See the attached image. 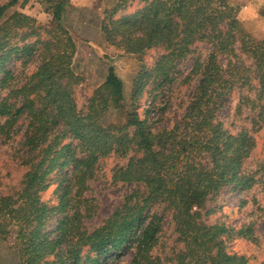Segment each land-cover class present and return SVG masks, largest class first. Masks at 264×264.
Here are the masks:
<instances>
[{
    "label": "trees",
    "instance_id": "trees-1",
    "mask_svg": "<svg viewBox=\"0 0 264 264\" xmlns=\"http://www.w3.org/2000/svg\"><path fill=\"white\" fill-rule=\"evenodd\" d=\"M69 1H53L54 26L46 29L45 42H37L41 63L21 86L9 84L11 71L5 70V63L13 53L36 54L37 45L10 46L12 32L33 20L16 12L0 26L1 84L9 90L0 102V118L5 119L0 137L18 133L16 124L24 117V146L40 155L27 162L20 192L0 196V237L7 239L15 228L18 264H107L128 251L133 252L129 264H160L155 251L160 250L169 213L182 246L173 252V263L248 264L244 256L228 251L226 239L237 233L253 240L251 229L207 225L201 209L226 187L247 190L253 185V176L243 167L254 139L244 131L231 134L217 114L237 85L256 82L259 105L252 109L258 111L256 123L264 126V39L255 40L244 31L229 0H142L143 7L128 15L123 13L132 0H117L104 12L105 41L137 55L142 63L150 50L163 54L151 69L142 65L133 80L131 110H126L124 82L113 66L81 110L74 88L81 81L73 69L77 46L62 23ZM19 2L0 6V21ZM199 42L206 43L210 53L197 58L185 78L190 82L198 77L199 82L184 115L172 128H156L150 118L154 102L174 84L178 64ZM149 85L150 102L142 118L139 103ZM249 102L247 97L241 100ZM111 109L124 110L126 122L107 123ZM113 153L130 156L114 181L143 188L126 196L109 219L89 231L81 197L99 160ZM60 178L57 204L43 201L52 180Z\"/></svg>",
    "mask_w": 264,
    "mask_h": 264
},
{
    "label": "rangeland",
    "instance_id": "rangeland-1",
    "mask_svg": "<svg viewBox=\"0 0 264 264\" xmlns=\"http://www.w3.org/2000/svg\"><path fill=\"white\" fill-rule=\"evenodd\" d=\"M10 0H0V6ZM54 0H20L19 4L10 9L0 26L19 12L31 18L28 26L19 32H12L10 46L21 47L37 45L36 54L32 57L13 53L5 63V70L11 71L10 85L21 86L26 79L37 69L41 60L39 54L42 46L37 42H45L48 38L47 28L53 25ZM117 0H70L63 15V25L73 35L77 52L73 69L80 76L81 81L75 88V98L79 109H84L93 91L106 80L110 66L115 68L117 75L123 80L125 88L126 110H131V93L133 80L142 65L151 69L160 59L163 51L150 50L143 58V63L134 54H127L109 45L102 32L104 12L113 8ZM230 4L238 9V18L244 31L255 40L264 39V0H229ZM143 7L142 0H132L127 4L123 14H133ZM33 34L25 37L24 34ZM26 38V39H25ZM193 53L178 64L176 81L163 95L154 102L151 120H156V128H172L178 123L191 100L192 94L198 85L199 78L186 82L185 78L191 73L194 61L201 57L205 59L210 53V47L203 42L193 47ZM245 64L250 66L251 61L243 56ZM220 62L226 65L227 61L221 57ZM4 72H0V102L9 95V90L2 87L1 81ZM8 84V86H9ZM257 83L244 86L239 84L230 95L227 104L219 110L218 120L231 134L236 135L241 131L248 133L255 141L254 148L246 159L244 172L253 176V185L250 189L240 190L229 186L217 195L209 198L201 209L203 222L207 225L224 224L233 231L251 229L254 239H247L235 233L226 239L228 251L244 256L248 264H264V126L256 123L258 102ZM149 85L139 103V114L144 118V111L149 105ZM250 98V102L241 103L242 98ZM261 104H264V96ZM166 106V107H165ZM165 108V109H164ZM124 110L111 109L105 118L107 123L124 124ZM0 118V123H4ZM27 120L22 117L15 129L8 137H0V196H15L22 188L24 175L28 171L27 162L30 159L39 160L37 156L28 152L24 146V135ZM70 142V141H68ZM76 142H74L75 144ZM36 156V157H35ZM35 157V158H34ZM128 157L111 154L103 157L96 165L94 177L89 180L81 197L82 212H85L84 226L93 231L101 226L111 215L120 208L126 196L143 188L139 183H123L114 181L117 170L125 167ZM54 177V176H53ZM60 179L52 180L50 187L42 194V200L49 204H57L55 189ZM67 185V183H65ZM87 210V211H86ZM170 213L165 217V230L161 237L160 250L155 251L160 256V264H175L172 261L174 251L181 249L177 241V233L170 219ZM54 223L51 224V227ZM19 253L16 248L15 228L12 229L7 239L0 237V264H18ZM133 256L128 251L123 257L112 258L107 264H129Z\"/></svg>",
    "mask_w": 264,
    "mask_h": 264
}]
</instances>
